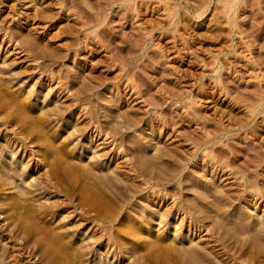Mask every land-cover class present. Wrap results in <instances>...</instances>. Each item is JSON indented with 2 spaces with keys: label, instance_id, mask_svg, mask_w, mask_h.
I'll return each mask as SVG.
<instances>
[{
  "label": "rangeland",
  "instance_id": "1",
  "mask_svg": "<svg viewBox=\"0 0 264 264\" xmlns=\"http://www.w3.org/2000/svg\"><path fill=\"white\" fill-rule=\"evenodd\" d=\"M232 1L0 0V71L7 81L1 83L0 92L6 91L10 98H31L36 114L40 107L41 114L49 115L50 107L64 108L60 116L49 117L65 140L60 137L58 146L69 142L70 158L82 159L97 173L101 166L106 173L113 170L123 182L128 180L127 185L135 183L139 191L126 204L127 210L144 207L154 213L150 217L158 218L149 217L146 226L152 230L145 229L155 236L169 235L168 243L174 242L180 253L183 244L191 247L195 240L212 264H235L204 227L219 216V207L232 216L220 215V221L248 224L249 237L253 235L258 247L264 246V231L256 234L264 227V0ZM6 116L0 113V119ZM75 127L82 129L78 132ZM4 129L0 127V150L14 136ZM144 146L147 161L153 164L146 167L167 180L161 185L166 192L148 190L150 185L141 181L138 168L146 167L138 158ZM14 152L4 164L17 167L10 177L15 187L6 185L1 191L4 197L20 190L21 166L11 159L22 160L24 154L19 145ZM157 152L163 157L157 158ZM92 156L100 164H94ZM130 161L138 168L132 169ZM26 162L32 178L44 185L37 157ZM43 189L33 192L39 203L54 204L67 197L63 188H47L45 193ZM181 203L201 209L204 222H191L185 209H176ZM72 210L52 212L49 218L55 219L54 225L68 219L77 223L79 216ZM168 210L172 217L162 224L159 216ZM8 213L0 216L2 264H39L26 252L20 254V240L8 237L4 224ZM89 226L76 239L85 237L80 244L89 247L93 243L95 251L86 256V264H98L103 257L108 258L106 264L132 263L129 253L116 261L106 239L96 243L88 238L96 230ZM231 226L228 232L233 233L237 227ZM180 231L182 239L176 235Z\"/></svg>",
  "mask_w": 264,
  "mask_h": 264
},
{
  "label": "bare ground",
  "instance_id": "2",
  "mask_svg": "<svg viewBox=\"0 0 264 264\" xmlns=\"http://www.w3.org/2000/svg\"><path fill=\"white\" fill-rule=\"evenodd\" d=\"M230 3H228V6ZM228 10L230 9L228 8ZM227 12L228 11L226 10V14H229ZM2 75L3 73L1 74L0 71V85L4 83L6 84L7 82L6 79H4L3 77L4 75L3 76ZM8 94L6 91L0 92V113L6 112L7 114L6 119H0L1 120L0 127H5V129L11 132L12 135L14 136L13 139L10 140H8L7 138L6 139L8 143L7 148L0 150V157L2 158V160H0V202H1L0 216L4 213L10 212L6 217H4V221H5L4 224L6 227L5 230L8 231L7 234L9 235L8 237L14 239L16 238L17 240H20L19 242L20 251H21L20 254H22V252H26L28 257H34L36 259L35 261L39 264H84L86 261L85 260L86 256L89 253L95 251L93 250L94 248L91 249V245L93 243L88 242L91 244L89 247L88 246L89 244L88 245L80 244L81 243L80 241H84L85 237L84 239H81L79 242L77 240L80 236L81 238L82 236H84L85 232L82 231L83 228L90 225L92 229L93 228L96 229L95 230L96 234L93 232V235L91 234L88 235V238L90 237H93V239L95 238L94 242L96 243H99L100 241L106 239L107 246L109 245L110 248L114 249L112 253L116 261L119 259V257H121L122 253H129V258H130L129 262H132L131 264H205V263L212 264L213 259H211L210 257H205L208 255L207 253L204 254L202 252L204 250V248H202L203 246H201V248L203 249L201 250L199 248L200 246H197L200 244L197 245L194 244L195 240L193 241V243H190L193 245V247L192 245L191 247L190 246L187 247L186 244L185 247L183 244L184 247L183 253L182 252L180 253L179 251L177 252V248L176 246H174L175 245L174 242H173L174 245L168 243V241L172 240V239L168 240L169 235L156 234L155 236L153 234L154 232L145 229L148 226H149L148 228L150 229L152 228L150 224L146 226L147 224L146 220H148V218L150 217L149 215L154 213L151 211L149 213L147 210L144 209V207L140 208L138 212H134L133 210H129V211L127 210L126 204L128 202L130 204L131 199L133 198L132 196L138 193L139 191L138 188L134 185L135 183L133 185H127L128 180L126 181L127 183L123 182V179H120L117 173L113 170H111L112 174L108 173L109 171L106 173L104 172L103 166H101L100 168L101 172L97 173L91 164L90 165L92 167L87 163L84 164V162L81 161L82 159L80 160L81 161L80 162V161H76L74 157L70 158V156L66 152V147H68L69 144L68 141H67L68 143L61 142L63 146H58L59 143L58 139L60 140V137L62 135L60 134L61 132L59 130H56L57 128L54 129L55 127L51 126L52 119H50L49 117L51 115L52 116L55 115L54 117H56V115L57 117L60 116L62 113H64V108L60 107V105L55 106L53 108L50 107L51 109L49 108L48 110H46L48 111L47 113L51 112L49 115V114H41L44 111H42L43 107H40L41 113L36 114L38 110L35 111L34 113L32 109L33 106H37V105L32 102L31 98L23 97V95L19 97L15 96L14 98H10V95L7 96ZM15 125L18 126V128H16L17 130L12 128V126ZM99 127H100L99 125L96 126V128ZM113 129L115 130L114 127ZM75 130L78 132L80 131L77 127H75ZM75 130L72 131V134L75 133ZM2 132L3 131L0 130V133ZM6 136H8V132ZM17 141H19L20 143H17ZM18 145L21 147V153H23L24 156L22 155L23 158H20L22 160H19L18 158L16 159V157L12 158L11 160L15 161L14 164L17 162V165L21 166L20 169L22 172L18 174L21 177L19 180L20 185L19 186L17 185L18 187H20V190L12 194L10 193L11 195L8 194L9 196L6 195L4 197L1 196V191L4 190L6 185H14L15 187V184H13L15 183V181L13 180L10 181V177L14 176V174L16 175V169H17V167L14 165L10 167L6 166V164H4V161L6 160L8 161L10 157H14L15 155L14 151L18 148ZM146 150H148V147L144 146L142 152H139L141 154L139 156L140 158H138V161L139 162L141 161L140 164L142 163L144 167H146L151 163L149 162V158L147 161ZM161 153L157 154V158H160L162 156ZM34 157H37L36 164H41L40 168L44 169L43 173H41V178H42L41 181L43 182L44 185H39L37 183V178H32L33 170L32 167H30L31 165L30 166H28L27 164L25 165L26 160H28L27 162L29 164V161L32 160ZM92 157L95 158V156ZM130 162H131L130 164L133 165L131 167L132 169L137 167V165L135 164L136 162L134 163L132 161ZM155 162L154 164L156 165ZM96 163L100 164V162L95 158L94 164ZM151 165L153 164L151 163ZM138 169L140 171L142 183L146 185H150L149 187H147L148 190L155 191L157 188H159L158 191L163 192L165 190L163 187L161 188V185L167 182V180H165L164 177L162 178L159 175L157 176L156 174L152 173V171H150L147 167L145 170H143V168H138ZM172 177L170 179H172ZM173 178L175 179V177ZM152 181H154L153 182L154 184L152 183ZM42 186H44L45 188L43 189ZM46 187L52 188V190L54 189L55 191H60L63 188V190H66L65 195L67 197L62 198L61 202H59L58 200H57L58 202H56L55 200L56 203H54L53 201L54 204H52V202L39 203L41 201L35 198L33 192L43 189L42 192L45 193L46 191H48ZM147 188L145 187V189ZM49 191H51V189ZM220 195L222 196L223 193ZM45 200L48 201L50 199L46 198ZM184 206L183 203H181L176 206V209L178 210L185 209L186 213L192 216L191 222L193 223L204 222V219L206 218H203L199 215V211L201 209L200 210H197L198 208L191 209V207H186L188 208L186 209ZM71 208L73 209L72 211H70L71 214L76 213L75 215L79 216V221L78 222L76 221L77 223H74V221L73 222L69 221V219L67 220L66 218L68 216H62L63 217L62 220L63 221L67 220V221H64L63 224L61 225H59V221H58V224L54 225L55 223H57L55 219L49 218L50 214H53L52 212L61 213L62 209L68 210ZM220 208L221 207H219V209ZM219 209H216V212L218 213L217 215L219 216L221 215V217L223 216L224 218L227 219H230V217H232L229 213L224 214L221 210L219 211ZM168 211H166V213L164 214L163 213L161 214V211H159L161 214L159 216L161 218L160 222L162 224L163 222L166 221L164 218L172 215L171 212ZM202 211L201 213H203ZM204 213H206V211ZM218 217L215 218L216 221L215 220L209 221L206 226L204 225V227L208 228L206 230H208L210 235L215 236V242L219 244L218 246H220V248L223 250L224 255L228 256L230 260H233L235 264H264V246H263L264 240L262 241V245H261L263 247H258L260 245H257L256 241L252 240L253 235H250L249 237V235L246 232V230L248 229L247 228L248 224L237 223L239 224L238 225L239 227L236 226L237 224L235 225V223L226 225L225 223L222 222L224 220L220 221L219 220L220 218ZM151 218L152 217H150V219ZM156 218L157 217L152 218V220H155ZM255 219H256L255 221L258 220L257 218ZM251 223L252 226L254 225V228H256L255 227L256 224H253V222ZM68 225L71 226L67 227ZM225 225L227 227L233 225L234 227L231 226V228L232 227L234 229L235 227L237 228L235 229V232L232 231L233 233H230L228 232L230 230L229 227L227 230ZM223 229L224 232L222 231ZM263 229L264 227L261 226L260 229H258V232L256 231V234H258L259 236L261 232L264 231ZM238 230L240 231L238 232ZM72 234H75L76 238H73L74 235ZM246 234L247 236H245ZM176 235L180 239L184 238L181 231L178 232V234ZM131 243L133 244V246ZM128 244L129 247H126L128 246ZM88 248H90V250ZM204 252H208V251H206L205 249ZM136 254L138 256H135ZM126 255L127 254H125V256ZM224 255H222V258ZM210 256L212 257V254ZM216 257L214 259L215 261L217 259ZM131 258L134 259V262L131 261L132 260ZM107 259L106 257H103V259L101 258L98 261V264H106ZM224 259L226 258L224 257ZM0 264H2L1 259H0Z\"/></svg>",
  "mask_w": 264,
  "mask_h": 264
}]
</instances>
